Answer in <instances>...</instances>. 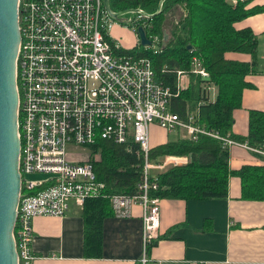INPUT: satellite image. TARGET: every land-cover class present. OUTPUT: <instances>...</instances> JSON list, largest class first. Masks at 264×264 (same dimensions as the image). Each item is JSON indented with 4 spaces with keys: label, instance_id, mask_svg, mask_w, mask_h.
<instances>
[{
    "label": "built area",
    "instance_id": "built-area-1",
    "mask_svg": "<svg viewBox=\"0 0 264 264\" xmlns=\"http://www.w3.org/2000/svg\"><path fill=\"white\" fill-rule=\"evenodd\" d=\"M17 12L21 187L13 239L18 264H32L35 259L31 243L36 217H60L70 201L82 207L88 198L107 197L93 169L100 153L89 149L97 139L117 143L129 139L142 152L143 174L137 193L108 196L117 218L130 217L133 205L142 208L141 264L148 262L146 247L158 237L160 225V199L148 192L157 187L158 173L189 162L187 155H167L159 162L149 160L151 123L168 132L185 129L191 140L206 134L229 149L241 146L264 156V143L255 147L211 133L193 123V114L183 120L172 112L169 103L173 94L156 78L151 60L122 53V45L111 38L113 25L126 23L111 18L103 0H18ZM147 18L136 12L128 22L140 23L137 25L145 29ZM137 25L130 27L136 34ZM147 37L151 43L147 47L159 51L162 39L157 35ZM137 41L139 46L138 35ZM191 74L209 77L196 56L189 71H177L176 95L188 88ZM216 91L212 83H203V95L208 99H214ZM70 147L83 152L71 151ZM32 174L44 176L31 179Z\"/></svg>",
    "mask_w": 264,
    "mask_h": 264
},
{
    "label": "trees",
    "instance_id": "trees-1",
    "mask_svg": "<svg viewBox=\"0 0 264 264\" xmlns=\"http://www.w3.org/2000/svg\"><path fill=\"white\" fill-rule=\"evenodd\" d=\"M160 1L109 0L114 12L140 8L152 15L145 20L146 35H157L162 39L159 51L139 44L133 48H124L121 52L145 56L151 60L156 78L169 87L173 94L169 103L170 110L181 119L186 120L193 114V123L206 131L261 147L264 143V111L249 110L246 136L232 133L234 110L241 107L243 88L250 86L246 78L260 71L257 35L250 28H237L235 24L261 8L248 7L251 0H237L236 3L231 0H164L157 12ZM172 7L181 8L182 18L174 25L171 24L167 36L166 16ZM133 24L140 23L132 21L127 25L132 27ZM229 52L247 54L250 60L228 58L226 54ZM194 56L201 60L209 77L203 79L191 74L188 88L176 95L177 71H189ZM204 82L216 87L214 99L203 95ZM89 149L100 153V160L94 162L93 169L96 179L104 184L103 192L107 197L97 196L84 202L82 255L87 259H100L103 220L113 215L108 196L114 193H137V184L143 174V157L138 144L129 139L125 143L97 139ZM167 155H187L189 162L170 166L158 173L157 187L148 192L152 197L224 199L228 195L230 176H238L242 198L264 199V169L255 165L231 169L229 148L213 136L200 134L196 140L187 137L168 140L151 147L149 160L159 162ZM156 239L147 244L146 264H149L147 254Z\"/></svg>",
    "mask_w": 264,
    "mask_h": 264
},
{
    "label": "crops",
    "instance_id": "crops-1",
    "mask_svg": "<svg viewBox=\"0 0 264 264\" xmlns=\"http://www.w3.org/2000/svg\"><path fill=\"white\" fill-rule=\"evenodd\" d=\"M248 7L261 10L235 25L248 27L257 35L260 71L247 76L250 86L243 88L241 107L233 113L232 133L240 136L248 133L249 110L264 111V0H251ZM116 25L110 33L115 28L119 29L117 32L123 30ZM226 57L250 60L249 55L242 53L229 52ZM152 141L154 147L168 140ZM229 153V166L233 170L244 165L264 169L263 155L241 146H231ZM83 206L70 201L63 216L34 219L32 264H141L144 252L141 206L133 205L128 218L109 215L103 220L100 259L82 255ZM159 208V237L147 254L149 264H264V199L242 198L238 176H230L224 199H160Z\"/></svg>",
    "mask_w": 264,
    "mask_h": 264
},
{
    "label": "water",
    "instance_id": "water-1",
    "mask_svg": "<svg viewBox=\"0 0 264 264\" xmlns=\"http://www.w3.org/2000/svg\"><path fill=\"white\" fill-rule=\"evenodd\" d=\"M163 1L159 2L157 12ZM103 6L117 21H121V16L126 13L152 16L138 8L114 12L109 0H103ZM17 7L18 0H0V264H18L13 239L21 187L17 135L16 59L20 43ZM137 35L141 46L151 44L142 26L137 27Z\"/></svg>",
    "mask_w": 264,
    "mask_h": 264
},
{
    "label": "rangeland",
    "instance_id": "rangeland-1",
    "mask_svg": "<svg viewBox=\"0 0 264 264\" xmlns=\"http://www.w3.org/2000/svg\"><path fill=\"white\" fill-rule=\"evenodd\" d=\"M232 3H234L232 0H231ZM135 13H126V14H123L121 16V22L123 23H127L129 20H131L132 17H134ZM167 31H165L166 35L169 36V30L171 28V24L174 25L175 23H177V21L182 18V11L180 9V7L178 8H171L168 13H167ZM116 26H118V28H121L123 29L122 31L120 32H117L119 31V29L115 28L110 34H111V38L112 39H115V40H118L119 43L125 47L126 49L128 48H131L132 46H134L137 42V34L134 32L133 28H130L128 27L127 24H117ZM118 35L121 37V38H118ZM149 135H150V142L152 143L154 140L155 143H160V142H163L165 140H176L178 139L179 137L180 138H184L186 137L187 133L185 131V129H180L179 131L178 130H173V131H170L168 132L167 130L161 128L160 126H158L157 124L155 123H151L150 126H149ZM150 143V145H151ZM71 151H74V152H83V149L81 148H77V147H70ZM44 175L42 174H32L29 176V178L31 179H37L39 177H42Z\"/></svg>",
    "mask_w": 264,
    "mask_h": 264
},
{
    "label": "bare ground",
    "instance_id": "bare-ground-1",
    "mask_svg": "<svg viewBox=\"0 0 264 264\" xmlns=\"http://www.w3.org/2000/svg\"><path fill=\"white\" fill-rule=\"evenodd\" d=\"M18 26H19V24H18ZM17 56H18V53H17ZM178 131H179V130H178ZM19 154H20V152H19ZM16 221H17V218H15V223H14L13 231H14V229H15Z\"/></svg>",
    "mask_w": 264,
    "mask_h": 264
}]
</instances>
